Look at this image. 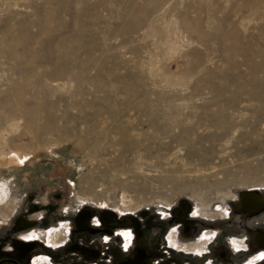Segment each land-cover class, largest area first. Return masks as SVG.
<instances>
[{
    "label": "rangeland",
    "instance_id": "rangeland-1",
    "mask_svg": "<svg viewBox=\"0 0 264 264\" xmlns=\"http://www.w3.org/2000/svg\"><path fill=\"white\" fill-rule=\"evenodd\" d=\"M243 193L264 200V0H0V236L68 212L50 255L0 264H264Z\"/></svg>",
    "mask_w": 264,
    "mask_h": 264
},
{
    "label": "crops",
    "instance_id": "crops-1",
    "mask_svg": "<svg viewBox=\"0 0 264 264\" xmlns=\"http://www.w3.org/2000/svg\"><path fill=\"white\" fill-rule=\"evenodd\" d=\"M84 211L88 212L89 210H84ZM66 214H68L67 207H64V209H62L58 218L55 219V222L51 224H47L46 223L47 221L44 220V213L35 212L31 214V216H28L26 220L25 219L21 220L19 224L15 227V229L13 228V225H12L16 223L15 218L13 220L12 217H8L5 222H9V220H11L10 221L11 226H12L11 229L14 231V234L11 237H8L7 239L2 238V235H1L0 236V247L2 245H6V247H8L9 250H11L12 252L11 254L14 256L15 260L19 261L20 263L22 262L24 263L26 258L28 259V257L34 256L36 254H44L48 256L50 255V252L55 249L51 248L48 245H43L41 243L42 241L38 240L37 237L39 236L40 238H43L44 233L47 232L49 229L60 228L67 221L64 218ZM6 224L7 223H4V225ZM75 229L76 231L83 230V232L86 234H92V232L100 233L101 231V229L94 227L90 219L87 221V225L85 227L79 228L77 227V225H75ZM112 232L113 234L118 235L115 230H112ZM54 235H57L56 232L54 233ZM25 236H32L34 238L30 240H26L23 238ZM6 240H10V242H6ZM211 242H213V240H210L208 244H210ZM213 260L210 259L209 262L215 263Z\"/></svg>",
    "mask_w": 264,
    "mask_h": 264
},
{
    "label": "flooded vegetation",
    "instance_id": "flooded-vegetation-1",
    "mask_svg": "<svg viewBox=\"0 0 264 264\" xmlns=\"http://www.w3.org/2000/svg\"><path fill=\"white\" fill-rule=\"evenodd\" d=\"M240 202H241L240 208L243 210L244 213H247V214H250V215H255L258 212H263V210H264V203H263V205L258 207V204L256 203V199L254 197L247 196L244 199H240ZM85 212H87V211H85ZM91 215H92L91 211L89 210L87 212L88 219L86 220V222H85V220H82V218L80 217L78 219L79 220L78 226H84V225L86 226L87 225V221L91 218ZM98 222H99V220H98ZM185 223L188 224L187 221H185ZM123 233H127V232H123ZM123 233H122V235H123ZM123 237L125 238L126 242L129 241V238H126L124 235H123ZM257 241H258V244H260L262 247H264V233H262V232L259 233V235L257 237ZM173 242H175L174 239H173ZM131 264H138V262L137 261H132Z\"/></svg>",
    "mask_w": 264,
    "mask_h": 264
},
{
    "label": "bare ground",
    "instance_id": "bare-ground-1",
    "mask_svg": "<svg viewBox=\"0 0 264 264\" xmlns=\"http://www.w3.org/2000/svg\"><path fill=\"white\" fill-rule=\"evenodd\" d=\"M138 123V122H137ZM39 128V131L40 132H47L48 131V129H47V127L46 126H41V127H38ZM133 131V130H132ZM121 132H122V136H121V140H119V141H116L115 142V144H122V143H124L125 145L126 144H128V142H129V140H130V138H131V136H130V134L127 132V130H121ZM150 137H151V135H149ZM139 137V136H138ZM150 141H153V140H150ZM130 145H126L127 147H125L124 148V151H122L123 153L124 152H127V150L129 151V149L131 148V147H129V146H132V147H136L138 144H137V142L134 140V141H132L131 143H129ZM156 144V143H155ZM157 145V144H156ZM164 149V148H163ZM152 153V152H151ZM19 161V160H18ZM247 196H249V197H254L255 199H256V203L258 204V207H260L261 205H263V203H264V200L263 199H261L258 195H256L255 193H244L243 194V196H242V198L241 199H244L245 197H247ZM258 201V202H257ZM89 215V214H88ZM82 218V220H85V222H86V220L88 219V217H87V212H82L80 215H78L77 217H76V221H77V225H78V223H79V218ZM80 227H85V225L84 226H80ZM259 235V234H258Z\"/></svg>",
    "mask_w": 264,
    "mask_h": 264
},
{
    "label": "snow or ice",
    "instance_id": "snow-or-ice-1",
    "mask_svg": "<svg viewBox=\"0 0 264 264\" xmlns=\"http://www.w3.org/2000/svg\"><path fill=\"white\" fill-rule=\"evenodd\" d=\"M123 235L126 237V238H129L130 239V234L129 233H123ZM24 239L26 240H30V239H33L34 237L32 236H25L23 237Z\"/></svg>",
    "mask_w": 264,
    "mask_h": 264
},
{
    "label": "built area",
    "instance_id": "built-area-1",
    "mask_svg": "<svg viewBox=\"0 0 264 264\" xmlns=\"http://www.w3.org/2000/svg\"><path fill=\"white\" fill-rule=\"evenodd\" d=\"M65 233H66V236L68 235V233H69V226H68V224H67V228L65 229ZM119 236H122V235H120V233H117ZM33 259L34 258H32V262H33Z\"/></svg>",
    "mask_w": 264,
    "mask_h": 264
},
{
    "label": "water",
    "instance_id": "water-1",
    "mask_svg": "<svg viewBox=\"0 0 264 264\" xmlns=\"http://www.w3.org/2000/svg\"><path fill=\"white\" fill-rule=\"evenodd\" d=\"M75 225H77V221L75 220ZM77 227L81 228L80 226L77 225Z\"/></svg>",
    "mask_w": 264,
    "mask_h": 264
}]
</instances>
